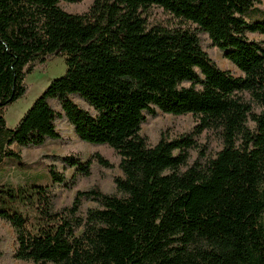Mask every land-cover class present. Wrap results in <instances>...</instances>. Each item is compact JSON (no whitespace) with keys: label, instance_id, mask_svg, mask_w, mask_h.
I'll return each mask as SVG.
<instances>
[{"label":"trees","instance_id":"1","mask_svg":"<svg viewBox=\"0 0 264 264\" xmlns=\"http://www.w3.org/2000/svg\"><path fill=\"white\" fill-rule=\"evenodd\" d=\"M263 3L0 0V164L68 142L64 124L92 148L44 154L50 184L0 183L16 260L264 264V19L246 15ZM57 57L65 74L9 127L27 75ZM168 115L194 123L144 131Z\"/></svg>","mask_w":264,"mask_h":264},{"label":"rangeland","instance_id":"2","mask_svg":"<svg viewBox=\"0 0 264 264\" xmlns=\"http://www.w3.org/2000/svg\"><path fill=\"white\" fill-rule=\"evenodd\" d=\"M77 10H82L83 6L74 7ZM246 15L250 19H264V3L259 4L257 9H247ZM252 37H256L253 35ZM213 57L218 61L223 69H231L239 72L234 65L224 59L222 52L215 50ZM67 65L64 57H57L46 62L38 63L34 72L26 77V83L29 84V92L12 103L6 108V120L9 127H14L27 109L33 102L43 93L50 81L58 76L65 74ZM194 123L193 117L186 116L175 119L173 116H160L149 125L144 126V131L149 133L153 139H158L164 132L176 134L180 128H189ZM66 129V136L70 139L66 143L48 142L41 148H28L25 150L23 163L15 157L5 158L0 164V183H6L15 187L25 185H47L51 183V174L48 167V162L43 159L44 154L61 155L69 152H82L85 158L91 155V146L81 142L74 134L73 130L67 125H63ZM12 148L18 149L17 146ZM72 170L69 175L72 174ZM106 189L111 188V183H106ZM22 211L30 216H34V211L22 206ZM0 232L8 236V242L4 245L6 251L1 264H28L24 261H19L14 258V233L12 227L0 221Z\"/></svg>","mask_w":264,"mask_h":264},{"label":"crops","instance_id":"3","mask_svg":"<svg viewBox=\"0 0 264 264\" xmlns=\"http://www.w3.org/2000/svg\"><path fill=\"white\" fill-rule=\"evenodd\" d=\"M70 127V126H69ZM45 146V145H44ZM0 176H1V174H0Z\"/></svg>","mask_w":264,"mask_h":264}]
</instances>
